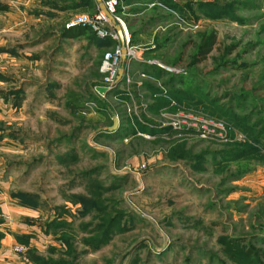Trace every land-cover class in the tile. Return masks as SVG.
<instances>
[{
    "label": "rangeland",
    "instance_id": "1",
    "mask_svg": "<svg viewBox=\"0 0 264 264\" xmlns=\"http://www.w3.org/2000/svg\"><path fill=\"white\" fill-rule=\"evenodd\" d=\"M168 1L183 11L164 10L159 41L163 50L159 58H148V64L166 72L175 70L176 75L194 74L204 84V92L226 108L231 101L224 99L226 95H241L246 99L242 108L233 104L239 118L248 116L254 122L264 117V0H165L162 4ZM241 2L253 3L254 9ZM42 4L53 6V0ZM199 4L226 6L230 14L216 17L215 9H200ZM11 5L16 8L17 3ZM87 11L83 15L91 16ZM51 21L38 35L50 34L53 43ZM8 23L13 24L7 27ZM21 30L22 35L33 33L27 27ZM212 31L218 35L217 46L192 68L200 34ZM18 32L13 17L0 13V54L13 47V57L19 60L21 43L33 39L20 40ZM233 46L235 50L227 55ZM135 48L140 61L144 51L157 47ZM39 67L22 70L23 66L0 56V97L13 99L9 120H0V203H20L14 194L21 192L37 197L39 204L28 208L39 213L34 244L28 238L13 247L22 262L37 264L32 258L39 257L43 263L63 264H249L223 252L224 240L241 239L243 247L257 251L259 263L264 264V140L252 141L232 118L199 95L178 102L170 97L165 82L159 86L161 92H152L151 104L142 94L116 91L118 86L103 95L96 85L95 99L83 94L82 88L63 94L71 100L70 106L61 100L53 103V82H49L53 72ZM99 72L103 84L100 66ZM130 77L140 92L144 90L146 77L140 75L138 81ZM24 82L37 85L25 88L26 100ZM18 90L21 97L10 96ZM78 97L88 102L84 109L73 107ZM110 98L116 99V105ZM161 98L169 104L157 106ZM53 105L57 111L53 112ZM98 109L104 113L100 122L89 116L101 112ZM121 114L131 119L129 127L137 141L131 140L133 135L113 138L117 132L109 128L114 118L122 127ZM193 122L211 133L191 129ZM246 144L258 148L255 157L230 160L233 156L228 153ZM85 173H90L89 181ZM53 221L60 225L53 229ZM111 221L114 235L94 249L104 234L102 228Z\"/></svg>",
    "mask_w": 264,
    "mask_h": 264
},
{
    "label": "crops",
    "instance_id": "2",
    "mask_svg": "<svg viewBox=\"0 0 264 264\" xmlns=\"http://www.w3.org/2000/svg\"><path fill=\"white\" fill-rule=\"evenodd\" d=\"M1 1L5 4L7 3L10 8V11L5 14L8 15L9 18L13 17L14 24L19 30V36H21L20 40L23 39L26 41V39H33V41L28 44L24 42L21 43L22 48H19L17 53V59L19 60H15V57H13L16 52L13 47L5 48L0 56L11 60L15 65L17 64L20 67L23 66L22 70L30 68L36 71L40 66V70H46L45 73L49 71L53 72V81H51V78L49 80L50 83L53 82V103L61 100L70 106L71 100L67 101V98L64 99L65 97L63 94L82 88L83 94L87 96L91 95V97L95 99L96 94L94 95V86H99L96 87L98 90L100 86H102V83H100L101 79H99L100 61L105 52L112 48L116 42L113 40L115 44L107 47L105 39L99 38L98 35L94 36L90 31L83 36L74 37V35L68 34L67 29L75 27V25L70 26V21L77 15L81 16L83 14H88L89 11L87 10L89 9L91 10V16L96 14L100 9L97 1L87 0L90 4L86 6H79L81 0H53V6H44L42 0ZM14 3H17V5H15L16 8L11 5ZM153 8H157L154 13L152 12ZM164 10H168V7L163 5L161 0H120L119 14L126 23V32H128L131 45L138 48L155 45L157 48L156 50L148 48V50L144 51L140 61L135 59L126 62L125 72L126 74L132 75L135 81H138L140 75H146V82L143 87L144 90L140 92V89L137 88L135 83L127 86L123 81V84L118 85L116 91L122 92L130 90L131 93L135 95L142 94L144 97L143 100L145 101V99H148L147 101H150V104L155 101L152 97V92H161L162 90L159 86L164 85L165 83H162L165 82L166 79H156L153 74H151L152 65L147 62L149 60L148 58H159L163 50L158 47L161 45V43H159L161 37L163 38L161 33L163 32L162 21H164L165 18L163 15ZM49 20H53L51 21L53 22V43L49 41L50 34L38 35L41 29L46 28V24L48 25ZM11 24L8 23L7 27H10ZM25 27L30 29L33 33L22 35L21 29ZM106 28L110 29L111 27L106 26ZM27 51L30 53H27ZM32 87L37 88V85L35 86V84L29 83L24 86L23 89L25 90L26 88V90H28ZM164 87L167 90L169 89V87H166V84ZM26 90L24 93L25 100L27 99V95H25L27 94ZM49 91L51 92V88L47 90V92ZM60 91L63 92L61 93ZM82 100L81 97H78L72 102L76 110L84 109L86 103H88L87 101L82 102ZM114 100L116 101L115 98H110V102L116 105ZM12 102L13 99L5 101V99L0 97L1 121L9 120L12 111L8 110V108L11 107L10 104ZM57 110L58 108L53 105V112ZM113 110L115 111V109ZM97 111L101 112H97L94 115L89 114V116H94L91 117V120H96L98 122H100V120L103 121V109H98ZM121 115L122 127L119 129L122 130L120 131L118 129L116 131L117 133L113 136L115 140H124L133 135L128 121V119H131L129 116L125 117V114ZM149 127L151 128L152 126L150 125ZM142 132L145 133L146 131ZM132 139L133 141L138 140L134 135L131 140ZM5 140L8 139L5 138ZM0 209V218H2L4 223L1 228L6 234L5 238L0 243V264H25L22 262L19 255L14 253L13 247L15 244L21 243L28 238H31V244H34L32 239L38 237V232L36 233V231L39 223L35 220V218L39 217L38 210L21 207L18 201L0 203ZM54 219L55 217H53V220Z\"/></svg>",
    "mask_w": 264,
    "mask_h": 264
},
{
    "label": "trees",
    "instance_id": "3",
    "mask_svg": "<svg viewBox=\"0 0 264 264\" xmlns=\"http://www.w3.org/2000/svg\"><path fill=\"white\" fill-rule=\"evenodd\" d=\"M161 2L163 3L165 2V0H161ZM89 4H90L89 1L81 0L79 6L81 5L86 6ZM240 4L243 5L247 9H254L253 3L241 2ZM166 6L169 7L173 11H177V12L179 10L183 11V9H181L182 7L180 8V6L176 3L173 4V3H169L168 1V3L166 2ZM207 6L204 4H199L198 7L200 9L205 7L207 10L215 9L216 17L229 16L230 14L229 7H226V6L221 7L216 4L215 6L211 4H208ZM9 11H10L9 6L0 0V13H6ZM67 31H68V34L72 36L74 35V37L83 36L87 34L89 31L92 32L94 36H97V34L93 31L92 27L88 25L86 26L78 25L75 27H70L69 29H67ZM105 40H106L107 46H111V45L113 46V44H115V42L111 38H105ZM165 42L166 40L164 41V43ZM217 44H218V35L216 32L212 31V32H204L200 34L199 42L195 44V56L196 57H194L192 60V64H191L192 68H195V66L198 63L205 61L209 57V55L214 51ZM162 47H163V43L158 48L161 49ZM235 47L236 46L230 47L228 49L227 55H230L232 51L235 50ZM151 68H152L151 74H153V76L156 79L166 78L165 84L169 87L170 97H172L173 99L177 100L178 102H182L183 99L192 98V97H188L189 95L191 96L199 95L200 97L210 100L212 105L214 106L216 105L218 112H220L223 116L232 118V120L238 124L240 129L246 134H248V136L252 139V141H254L257 144H261V142L264 140V117L259 118L253 122L251 117L244 116V117L239 118L236 116V113L233 110V104H235L237 108H242V105L244 104L246 100L241 95H235V94L232 96L226 95L227 97H225L224 99L231 100L229 107L226 108L225 105H220L221 104L220 99L211 97L209 93L204 92L201 86L204 84H202L201 81H198L194 74L190 73L189 75H176L174 73L163 71L161 68L155 65H153ZM123 81L120 84H123ZM197 81L199 82L198 84H197ZM21 95H22V91H19V90L10 93V96L14 97L15 99H18L19 97H21ZM156 104L157 106L164 107L165 105H168L169 103L168 101L164 100V98L163 99L161 98L157 100ZM121 130L122 129H120V131ZM146 130L148 129L146 128L143 131H146ZM258 151H259L258 148L254 146L253 144H246V145H240L239 147L236 148V151L228 153V155L233 156V158H230V160H239L241 159V157L242 158L245 157L251 160L252 158L255 157V154L258 153ZM89 174L90 173L84 174V177L88 181L91 178ZM14 197L19 200L20 202L19 204L23 207L34 208V209L39 207L38 206L39 204L37 202V197H34L32 195L18 192L14 194ZM80 200H83V199H80ZM86 202L89 203V201H86ZM0 213H1V210H0ZM2 223H3V220L2 218H0V225H2ZM59 225H60L59 223H55L53 221V229ZM113 227H114V222L111 221L102 228L104 234L102 238L95 243L94 249L101 248L103 245L107 243L108 240H110V238L114 235ZM4 238H5V234L0 229V243ZM221 245L223 246V252L225 253V255L231 259L247 261L249 262V264H260L258 252L255 251L253 248L245 249L243 247V241L241 239L224 240L221 243ZM32 260L37 264H63L57 261H54L53 263H43L44 260L40 259L39 257H33Z\"/></svg>",
    "mask_w": 264,
    "mask_h": 264
},
{
    "label": "built area",
    "instance_id": "4",
    "mask_svg": "<svg viewBox=\"0 0 264 264\" xmlns=\"http://www.w3.org/2000/svg\"><path fill=\"white\" fill-rule=\"evenodd\" d=\"M107 11L109 14H111L117 25H120L124 32L125 37V46L127 49V59L129 61L137 59V49L131 45L130 38L128 35V32H126V23L124 19L119 14V6H120V0H102ZM72 25H88L92 27L93 31L101 38H111L116 42L115 46H113L110 50L105 52L100 69L102 74L104 75L103 84L100 86V88H105L106 93L112 92L117 88V77L119 75V71L122 68V58H123V52H122V44L119 38V35L116 31L115 25L111 22L109 17L101 10L99 9L96 14L93 16H82L78 19L74 20L70 24ZM106 26H110L111 28L108 29ZM160 67L164 68L159 64ZM169 72L177 73L175 70H168ZM126 74V72H125ZM142 77H146V75L142 74ZM124 83L127 86H130L132 84V79L130 77V74H126L124 77ZM106 93H103L105 95ZM196 120V119H194ZM180 124V123H179ZM186 124V123H184ZM191 129L197 130L199 132H202L203 134L211 133V131H204L203 129H207V127H203L198 122H193L189 124ZM177 126V124H175ZM203 130V131H202ZM213 134H215V131H212Z\"/></svg>",
    "mask_w": 264,
    "mask_h": 264
},
{
    "label": "water",
    "instance_id": "5",
    "mask_svg": "<svg viewBox=\"0 0 264 264\" xmlns=\"http://www.w3.org/2000/svg\"><path fill=\"white\" fill-rule=\"evenodd\" d=\"M96 1L99 4L100 9L109 17V19L111 20L113 25H115L116 31H117V33L119 35V38H120V41H121V44H122V47H123V49H122V52H123V58H122L123 66L120 69L119 75H118L117 80H116V83H117V86H118L123 81V78H124V75H125V66L124 65L127 62V49H126V46H125L124 32H123V29L121 28V26L117 25L114 17L111 14H109V12L107 11L103 1L102 0H96ZM99 91L102 94L106 93V89L105 88H99ZM118 128H119V119L118 118H114L113 126L111 128H109V131L110 132H115V131L118 130Z\"/></svg>",
    "mask_w": 264,
    "mask_h": 264
}]
</instances>
